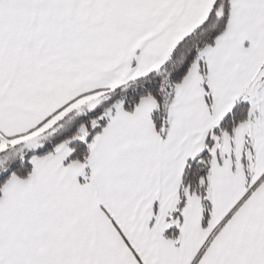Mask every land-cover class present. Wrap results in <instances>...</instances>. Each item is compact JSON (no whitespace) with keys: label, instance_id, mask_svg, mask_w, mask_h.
I'll return each mask as SVG.
<instances>
[{"label":"snow or ice","instance_id":"1","mask_svg":"<svg viewBox=\"0 0 264 264\" xmlns=\"http://www.w3.org/2000/svg\"><path fill=\"white\" fill-rule=\"evenodd\" d=\"M0 264H264V0H0Z\"/></svg>","mask_w":264,"mask_h":264}]
</instances>
